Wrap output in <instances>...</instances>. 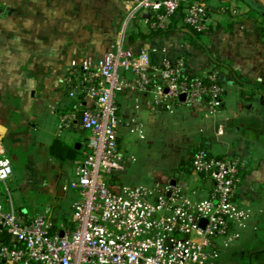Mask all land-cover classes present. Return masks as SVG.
I'll return each instance as SVG.
<instances>
[{"label":"crops","instance_id":"crops-1","mask_svg":"<svg viewBox=\"0 0 264 264\" xmlns=\"http://www.w3.org/2000/svg\"><path fill=\"white\" fill-rule=\"evenodd\" d=\"M186 1L208 8L204 33L194 38L178 22L160 32L132 26L125 47L132 53L147 48L156 63L180 57L191 74L215 70L225 89L221 107L211 112L196 100L152 110L146 97L121 91L117 141L127 161L113 178L127 186L180 184L201 199L210 185L191 171L192 152L237 158L243 166L237 195L246 218L218 240L217 262L264 264V0ZM123 19L118 0H0V153L12 164L8 188L15 183L34 192L31 210L12 201L17 212L48 216L55 224L70 218L79 195L69 184L88 140L80 125L88 103L79 73L85 62L103 60ZM69 112L75 117L64 124L61 116Z\"/></svg>","mask_w":264,"mask_h":264},{"label":"built area","instance_id":"built-area-1","mask_svg":"<svg viewBox=\"0 0 264 264\" xmlns=\"http://www.w3.org/2000/svg\"><path fill=\"white\" fill-rule=\"evenodd\" d=\"M118 1L124 19L113 47L101 62H85L79 73L78 88L88 103L80 125L89 132L69 184L79 199L60 224L17 212L7 186L11 160L1 152L0 264H218V240L246 218L237 195L243 166L235 157H216L203 148L192 152L191 171L210 185L201 199L191 198L180 184L127 186L113 178L127 161L117 141L118 93L144 96L152 110L198 100L215 112L225 90L213 69L191 74L180 57L156 63L147 48L132 53L125 47L130 27L166 31L178 12L181 26L204 33L211 16L202 2ZM74 117L69 112L61 119L66 124Z\"/></svg>","mask_w":264,"mask_h":264},{"label":"rangeland","instance_id":"rangeland-1","mask_svg":"<svg viewBox=\"0 0 264 264\" xmlns=\"http://www.w3.org/2000/svg\"><path fill=\"white\" fill-rule=\"evenodd\" d=\"M201 34V33H200ZM84 133V138L88 137L89 135V132L88 131H85L83 132ZM157 157H158V154H157ZM159 158V157H158ZM153 160H156V155L154 156H150V158L148 157L147 159L144 160L145 163H148V162H151ZM157 162V161H155ZM135 180H138L139 183H145L147 181V178H134ZM149 179V178H148ZM151 180H153V178H151ZM24 182V179L21 180ZM9 188H10V195H11V199L13 201V203L15 204V207L18 208V209H26V210H31V206L33 205V203H28V199H33V191H24V188L20 189L17 187V185L15 183H11L9 184ZM34 201V199L32 200ZM31 201V202H32ZM39 199L37 198V201L35 203L38 204ZM36 204V205H37ZM232 260H235L234 258H231ZM246 259L249 261V257H246ZM249 264H257L255 262H250L249 261Z\"/></svg>","mask_w":264,"mask_h":264},{"label":"water","instance_id":"water-1","mask_svg":"<svg viewBox=\"0 0 264 264\" xmlns=\"http://www.w3.org/2000/svg\"><path fill=\"white\" fill-rule=\"evenodd\" d=\"M179 15H180V13L178 12L177 14H176V16H175V19H174V21H173V26H175V23L177 22V20H178V18H179ZM185 31H188V30H186V29H184ZM183 97L181 96V99H182ZM173 183V182H172ZM199 224L201 225V226H203V224H204V221L203 220H201L200 222H199Z\"/></svg>","mask_w":264,"mask_h":264},{"label":"trees","instance_id":"trees-1","mask_svg":"<svg viewBox=\"0 0 264 264\" xmlns=\"http://www.w3.org/2000/svg\"><path fill=\"white\" fill-rule=\"evenodd\" d=\"M172 25H170V27H171ZM189 30H190V33L192 34V36L195 38V36H198L200 33H198V32H195V31H193L192 29H190V28H188ZM168 30V29H167ZM156 32H160V31H156Z\"/></svg>","mask_w":264,"mask_h":264}]
</instances>
